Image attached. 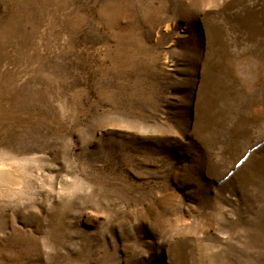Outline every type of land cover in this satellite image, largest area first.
Wrapping results in <instances>:
<instances>
[{"label":"rangeland","instance_id":"obj_1","mask_svg":"<svg viewBox=\"0 0 264 264\" xmlns=\"http://www.w3.org/2000/svg\"><path fill=\"white\" fill-rule=\"evenodd\" d=\"M0 264H264V0H0Z\"/></svg>","mask_w":264,"mask_h":264}]
</instances>
